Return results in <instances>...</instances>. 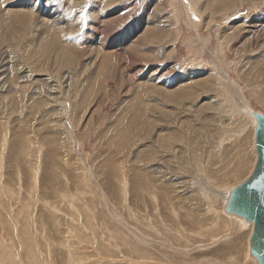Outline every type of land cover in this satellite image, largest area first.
<instances>
[{
    "label": "rangeland",
    "instance_id": "rangeland-1",
    "mask_svg": "<svg viewBox=\"0 0 264 264\" xmlns=\"http://www.w3.org/2000/svg\"><path fill=\"white\" fill-rule=\"evenodd\" d=\"M0 21V264H256L223 207L256 157L264 0H0Z\"/></svg>",
    "mask_w": 264,
    "mask_h": 264
},
{
    "label": "water",
    "instance_id": "water-1",
    "mask_svg": "<svg viewBox=\"0 0 264 264\" xmlns=\"http://www.w3.org/2000/svg\"><path fill=\"white\" fill-rule=\"evenodd\" d=\"M254 118L256 160L251 174L228 194L223 210L226 214L251 223L249 254L256 264H264V114L246 110Z\"/></svg>",
    "mask_w": 264,
    "mask_h": 264
},
{
    "label": "bare ground",
    "instance_id": "bare-ground-1",
    "mask_svg": "<svg viewBox=\"0 0 264 264\" xmlns=\"http://www.w3.org/2000/svg\"><path fill=\"white\" fill-rule=\"evenodd\" d=\"M46 5V4H45ZM42 9H44V6L41 8V10ZM43 11V10H42ZM11 14V13H10ZM19 15H16V17H18ZM23 17V16H22ZM19 18H21V17H19ZM0 22H2V21H0ZM3 62V61H2ZM240 100V99H239ZM243 111L245 112V114L246 115H248L249 117H251L253 120H254V118L251 116V115H249V114H247V112H246V110L247 109H251V108H249V107H246V105H244L243 107ZM251 110H253V109H251ZM255 122V121H254ZM242 123V122H241ZM248 124V123H247ZM254 126V125H253ZM234 128V127H233ZM253 136H254V133H253ZM255 148V147H254ZM255 160H256V157H255ZM254 164H255V161H254ZM253 167H254V165H253ZM253 167H252V169H253ZM251 172H252V170L250 171V173H249V175L251 174ZM248 175V176H249ZM248 176L246 177V179L248 178ZM241 183V182H240ZM240 183H238V184H240ZM237 184V185H238ZM236 186V185H235ZM231 191V190H230ZM226 193H228L229 194V192H227V191H225V194ZM202 194V193H201ZM224 194V193H223ZM227 197H228V195H226ZM227 197H226V200H225V203H226V201H227ZM177 214V213H176ZM235 216V215H234ZM176 218L178 219V217L176 216ZM235 218H238V219H241V221H242V218H240V217H237V216H235ZM180 220V219H179ZM225 226L227 227V223L225 224ZM179 235V234H178ZM144 239V238H143ZM151 243V242H150ZM153 244V243H152ZM164 244H166V243H164ZM253 258V257H252Z\"/></svg>",
    "mask_w": 264,
    "mask_h": 264
}]
</instances>
